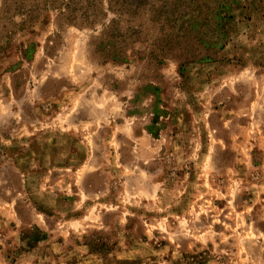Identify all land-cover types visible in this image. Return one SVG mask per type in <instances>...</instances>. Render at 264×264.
I'll use <instances>...</instances> for the list:
<instances>
[{
    "label": "rangeland",
    "instance_id": "1",
    "mask_svg": "<svg viewBox=\"0 0 264 264\" xmlns=\"http://www.w3.org/2000/svg\"><path fill=\"white\" fill-rule=\"evenodd\" d=\"M5 9L0 264H264V0Z\"/></svg>",
    "mask_w": 264,
    "mask_h": 264
},
{
    "label": "trees",
    "instance_id": "2",
    "mask_svg": "<svg viewBox=\"0 0 264 264\" xmlns=\"http://www.w3.org/2000/svg\"><path fill=\"white\" fill-rule=\"evenodd\" d=\"M10 14V12L8 11V10H4L3 11V13L0 15V23L2 22V21H4V19L5 20H9V18L7 19L5 16H7V15H9ZM27 17L29 16V18H31V12L30 11H28L26 14H25ZM15 28H17V29H25L26 27H27V23H25V22H23V23H21V24H19V25H16V26H14ZM2 30H3V32H4V34L6 35V36H11L12 34H13V29H9V28H7V26L6 25H3V28H2ZM111 38L112 39H114V38H117V36H115V34H111Z\"/></svg>",
    "mask_w": 264,
    "mask_h": 264
}]
</instances>
